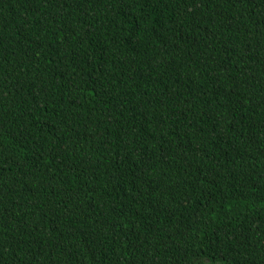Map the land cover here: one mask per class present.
Returning a JSON list of instances; mask_svg holds the SVG:
<instances>
[{
    "label": "trees",
    "instance_id": "1",
    "mask_svg": "<svg viewBox=\"0 0 264 264\" xmlns=\"http://www.w3.org/2000/svg\"><path fill=\"white\" fill-rule=\"evenodd\" d=\"M0 264H264V0H0Z\"/></svg>",
    "mask_w": 264,
    "mask_h": 264
}]
</instances>
